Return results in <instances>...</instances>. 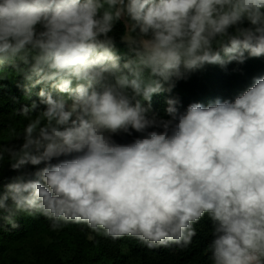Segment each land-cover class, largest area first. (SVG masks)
Masks as SVG:
<instances>
[{
  "label": "clouds",
  "instance_id": "obj_1",
  "mask_svg": "<svg viewBox=\"0 0 264 264\" xmlns=\"http://www.w3.org/2000/svg\"><path fill=\"white\" fill-rule=\"evenodd\" d=\"M121 19L123 63L109 35ZM261 56L264 0H0V64L60 93L41 89L43 110H19L22 143L0 146L14 170L44 165L7 184L0 209L148 247L190 243L207 214L213 264H264V75L183 112L168 97L167 119L151 104L206 64Z\"/></svg>",
  "mask_w": 264,
  "mask_h": 264
},
{
  "label": "trees",
  "instance_id": "obj_2",
  "mask_svg": "<svg viewBox=\"0 0 264 264\" xmlns=\"http://www.w3.org/2000/svg\"><path fill=\"white\" fill-rule=\"evenodd\" d=\"M125 30L121 19L109 33L121 63L132 55L121 39ZM261 75H264V56L248 57L242 64L233 61L224 67L206 64L188 73L186 78L175 80L171 92L154 94L152 108L158 116L167 119L168 97L179 100L177 107L181 112L193 102L207 106L218 98L232 100L252 84L253 77ZM34 80L35 77L26 80L8 62L0 64V146L19 147L22 143L16 136L23 132L28 118L19 115V110L33 102L37 105L33 115L43 110L46 105L38 96L41 89L54 97L60 95L47 84L34 85ZM139 135L132 131L131 135L116 134L113 139L117 143H129ZM43 166L29 164L14 170L10 157L4 153L0 156V195L6 194L7 184L18 177L35 178L32 174ZM7 216V211L0 209V264H213L209 247L213 224L207 214L193 225L195 235L190 243L158 247H148L132 236L113 239L96 233L84 223L61 222V228L53 230L51 222L39 213H17L11 223Z\"/></svg>",
  "mask_w": 264,
  "mask_h": 264
},
{
  "label": "rangeland",
  "instance_id": "obj_3",
  "mask_svg": "<svg viewBox=\"0 0 264 264\" xmlns=\"http://www.w3.org/2000/svg\"><path fill=\"white\" fill-rule=\"evenodd\" d=\"M97 233V232H96ZM99 234V233H98Z\"/></svg>",
  "mask_w": 264,
  "mask_h": 264
}]
</instances>
